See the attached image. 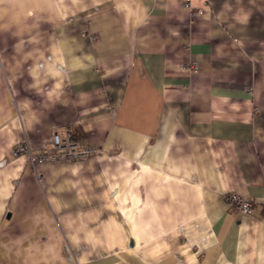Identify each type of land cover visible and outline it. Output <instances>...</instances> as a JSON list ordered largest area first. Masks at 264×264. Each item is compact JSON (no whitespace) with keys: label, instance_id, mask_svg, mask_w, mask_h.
<instances>
[{"label":"crops","instance_id":"crops-1","mask_svg":"<svg viewBox=\"0 0 264 264\" xmlns=\"http://www.w3.org/2000/svg\"><path fill=\"white\" fill-rule=\"evenodd\" d=\"M191 5L0 0V264H264V0Z\"/></svg>","mask_w":264,"mask_h":264},{"label":"built area","instance_id":"built-area-1","mask_svg":"<svg viewBox=\"0 0 264 264\" xmlns=\"http://www.w3.org/2000/svg\"><path fill=\"white\" fill-rule=\"evenodd\" d=\"M192 0H182V5L189 8L191 16L200 13L199 7L191 5ZM183 69L195 70L197 65L194 62H186L182 65ZM28 150L22 143L14 147V153L27 152ZM101 147L97 144L87 143L77 137L72 128L65 129L63 132H54L51 138V146L43 151L35 153L27 152L30 163H43L50 161H77L84 160L100 153ZM226 200L231 204L235 212L247 215L251 212L253 203L250 199L239 195L236 192H229L225 195Z\"/></svg>","mask_w":264,"mask_h":264},{"label":"trees","instance_id":"trees-1","mask_svg":"<svg viewBox=\"0 0 264 264\" xmlns=\"http://www.w3.org/2000/svg\"><path fill=\"white\" fill-rule=\"evenodd\" d=\"M73 129V132H74V134L77 136V137H79V138H82V131H81V129L79 128V127H74V128H72Z\"/></svg>","mask_w":264,"mask_h":264},{"label":"rangeland","instance_id":"rangeland-1","mask_svg":"<svg viewBox=\"0 0 264 264\" xmlns=\"http://www.w3.org/2000/svg\"><path fill=\"white\" fill-rule=\"evenodd\" d=\"M15 147V146H14ZM21 153H23V152H18V153H14V148H13V154L14 155H19V154H21ZM28 155V154H27Z\"/></svg>","mask_w":264,"mask_h":264}]
</instances>
